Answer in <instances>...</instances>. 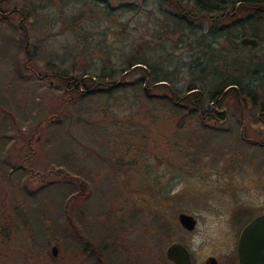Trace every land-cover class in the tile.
I'll return each instance as SVG.
<instances>
[{
	"label": "rangeland",
	"instance_id": "374dc122",
	"mask_svg": "<svg viewBox=\"0 0 264 264\" xmlns=\"http://www.w3.org/2000/svg\"><path fill=\"white\" fill-rule=\"evenodd\" d=\"M126 2L134 5L124 10L116 7ZM106 5L107 9L114 6L111 17L102 16ZM164 7L158 0L2 1L0 12L21 9L24 14L20 19L16 12L8 13V20L22 27L19 38L26 40L30 59L22 55L21 73H15L13 60L19 56L9 38L14 31L2 20L0 95L14 118L3 124L9 117L2 120L0 114V132L6 129L15 141L21 138L14 143V157L23 154L27 165L13 180L2 178L0 172V225L11 226L13 232L0 242V264H102V256L109 264L123 263L127 253L123 246L128 247V241L147 244L148 236L142 232L149 225L161 230L159 241L155 234L154 247L149 246L151 252L162 256L170 239L163 237L160 227L163 212L158 215L154 211L161 208L158 205L165 197L172 220L180 203L201 215L202 205L211 203L203 194L213 189L245 188L242 159L255 161L253 157L263 154L240 138L241 110L248 111L238 98L224 99L229 116L216 121L210 130L197 117L183 111L172 114L167 106L146 100L133 87L117 89L111 95L82 97L56 77L63 69L72 76L74 68L98 72L105 63L107 69L124 66L138 47L143 50L139 56L151 63L162 61L166 70L178 66L169 77L185 87L191 78L185 62L201 55L192 45L198 33L206 30L197 29V34L182 40L177 34H153ZM243 12L239 16L248 14ZM77 16L81 17L76 21ZM195 25L200 28V21ZM204 26L208 28V22ZM253 26L264 35V22ZM245 28L247 34L239 38L253 34L250 25ZM236 41L250 47L238 38ZM227 46L223 40L216 45L215 59L221 66L226 65ZM256 51L264 52V38ZM198 61L204 63L201 58ZM43 71L51 74L42 77ZM127 74L126 78L133 80L140 72ZM223 78L216 75L212 80L218 83ZM231 78L238 80L234 74L228 75L227 79ZM158 90L164 93L165 88L154 91ZM59 100L64 108L60 114L55 111ZM204 100L208 104L211 97ZM227 125L233 126L230 134L222 132ZM47 169H52L51 173L46 174ZM54 180L61 183L59 187ZM49 182L53 184L45 189L48 191L39 192L38 197L26 195ZM20 186H26L27 191ZM203 228L212 231V226ZM54 244L57 255L51 250Z\"/></svg>",
	"mask_w": 264,
	"mask_h": 264
},
{
	"label": "trees",
	"instance_id": "16d2710c",
	"mask_svg": "<svg viewBox=\"0 0 264 264\" xmlns=\"http://www.w3.org/2000/svg\"><path fill=\"white\" fill-rule=\"evenodd\" d=\"M3 0H0V5ZM94 1V0H93ZM160 5L164 4V8L160 9V14H162L161 20H157L156 25L159 28H156V34L159 32V36L163 34H177V38L181 39L182 37H190V34L196 33L198 30H206L203 33H198L197 42L192 45V49L198 47L199 56L197 58H192L185 62L188 71L190 72L191 78L187 82L185 87H179L170 77L171 73L178 68L175 66L172 70L164 69L162 65V61H157L158 63H151L147 57H141L139 54L143 51L140 48H136L132 53H130L127 57L126 63L124 66H113L107 69L106 63L98 72L86 71L85 69L75 68L71 71L74 74L70 76L66 70H59L61 74H58L56 77L58 79L64 80V85L68 87V89L75 90L76 93H81L80 96H93V95H111L117 89L133 87L139 95L143 96L148 101H157L161 103L163 106H167L172 114H187L191 117H197L202 125L208 127L210 130H213L215 127L217 117L224 118L227 115L228 110L222 113H217L216 109L212 107L209 103L207 104L204 100V97L208 96L213 99V95L217 93V95L222 94L223 96L216 97L219 100V103L222 104L224 99L228 98V96L234 97V100L237 99L236 93L240 94L245 93H253L256 90L251 89V84H242V82L235 81L234 78L227 79L228 75L234 74L236 78L241 76L242 74H236L237 72H246L250 71L251 65L257 64L259 62L260 57L258 56L257 48L255 47H246L239 45L236 41L239 36L242 34H247V30L245 28L246 25H250L252 35L256 36L260 41L264 38V35L260 34V32H256L254 29V24L258 21L264 22V0H158ZM94 6L96 5L94 2H91ZM134 5L133 2H126L119 4L116 6L118 9H125L126 6ZM102 8V16L109 17L112 14V9L114 6H111V9ZM115 7V8H116ZM243 11H247V15L239 16ZM17 13L20 16V19L24 17L21 9L16 10H1L0 12V25L3 22L2 20H6L5 26L11 28L14 31L9 38L13 40L14 44L17 48V54L19 57L16 60H13V64L15 65V73L20 75V57L25 54V58L30 59V53L28 50V46L26 44V40L23 41L19 38L20 33H23V29L20 25L13 26L8 20V13L10 15L12 13ZM244 13V12H243ZM23 15V16H22ZM78 17H75L77 21ZM111 17V16H110ZM230 20L234 21L233 25H222L221 23H228ZM195 21H200V28L195 25ZM204 22H208L209 26L205 29ZM10 23V24H9ZM243 27V28H242ZM234 30V45L233 46V54H235V63H238V69L235 67H228L227 63V52H229V48L226 47V51L224 52L223 62L226 65L221 66L217 64V60L215 59V49H216V41L221 38H229L227 30ZM209 30V31H208ZM220 30V31H215ZM224 30V32H223ZM11 34V33H10ZM197 34V33H196ZM17 35V36H16ZM4 37H7L5 35ZM209 38V39H208ZM208 39V40H207ZM182 40V39H181ZM211 41L214 43L212 45ZM147 48L148 41L145 42ZM194 43V42H193ZM190 43V44H193ZM189 44V45H190ZM159 46V45H158ZM163 46L162 44L160 45ZM224 49L219 48V50ZM146 51V50H145ZM15 52V55H16ZM244 53H248L245 59H242ZM136 54L138 56L136 57ZM171 55V54H170ZM202 59L204 63L199 62L198 59ZM259 64V63H258ZM178 65V64H177ZM242 65L244 68L242 69ZM163 66V67H162ZM227 66V67H225ZM53 68V67H52ZM219 68V69H218ZM33 72L39 73V71L32 69ZM49 71V70H48ZM221 73H220V72ZM40 72L42 77H47L50 72ZM139 76L135 77L133 80H128L127 73H138ZM58 73V72H57ZM224 77L218 83L213 82V78L215 76ZM256 76H259L256 74ZM237 82V87L227 88L228 84ZM154 86L149 89L150 85ZM249 86V87H248ZM155 87V88H154ZM158 88H165L164 93L158 91H154ZM67 89V90H68ZM166 91V92H165ZM2 95H0V114H2L9 118H5L3 120V124H9L13 121V114L10 110H8L2 100ZM67 102L65 101L64 104ZM61 109L63 108L62 101L59 100L58 106H56L55 111L59 114L61 113ZM238 111V110H237ZM58 120V119H56ZM57 122V121H56ZM60 122V121H59ZM2 123L0 124L3 125ZM211 127V128H210ZM18 137L20 133L16 134ZM21 138H18L20 141ZM19 141H15V138L8 135L6 129L0 132V172L3 176L2 178L13 180L18 173H23V168L26 167L27 158L24 157L23 154H15L13 149L16 148V144ZM253 144L252 142H249ZM12 154V155H11ZM15 158V159H14ZM22 163V164H21ZM21 164V165H20ZM47 173H51L50 169H47ZM50 170V171H49ZM54 171V170H53ZM62 172V171H61ZM52 183V182H51ZM48 184L42 186L41 189L37 188L34 192L29 191L26 192L28 197H38L37 194L42 191H48L51 185ZM54 183L59 187L61 184L59 181L54 180ZM53 184V183H52ZM62 187V186H61ZM20 188L24 191H27L26 186ZM64 191V190H63ZM75 196H71L73 198ZM73 228V226H72ZM76 231V228H73ZM12 227L0 225V242H4L9 236L12 234ZM89 245V244H88ZM83 252L92 254V251L83 249Z\"/></svg>",
	"mask_w": 264,
	"mask_h": 264
},
{
	"label": "flooded vegetation",
	"instance_id": "af4514ba",
	"mask_svg": "<svg viewBox=\"0 0 264 264\" xmlns=\"http://www.w3.org/2000/svg\"><path fill=\"white\" fill-rule=\"evenodd\" d=\"M218 23H221V26H228L233 25L234 21L230 20L226 24ZM227 33L229 38H219L216 44L221 40L227 41V48H229L227 63L233 68L238 65L235 63L232 46L235 42L234 30L229 29ZM251 36L255 37L258 43L247 46L258 48L261 41L256 36ZM238 39L240 42V38ZM258 56L260 57L259 64L251 65L248 73L243 72L242 74L241 71L242 75L236 80L242 84H251L250 88L256 90L253 93H236L239 104H244L248 111L244 113L243 109L241 110L243 122L239 129L240 138L243 144L248 146L249 142H252L250 146L255 150L258 149L256 150L258 154L259 152L263 154L253 157L255 161H250L247 157L242 159L245 188L242 190L237 187L213 189L209 194H203V197H210L211 202L202 205L206 214L203 211H200V215L198 212L186 210L180 203L179 208L176 209L177 214L172 220H170L169 209L171 205L165 197L163 204L158 205L161 207L158 209L162 211H154L157 214L163 212L162 220L159 221L160 227L161 225L163 227V237L170 239L163 255L151 252L153 249L151 250L152 247L149 244L154 247V235L157 234L156 242H158L161 230L155 228L154 225H149L147 231L142 232L143 235L148 236L147 244L139 246L138 243L128 241V247L123 246V249L127 251L124 254V262L118 264H177L168 258L166 253L167 249L175 243L185 250V254L180 253L184 259L181 264H264V52L258 53ZM243 68L244 65H242ZM237 69L238 66L235 70ZM237 84V82L230 83L226 89L237 87ZM213 96L209 104L216 109L217 113L225 112V106L216 98L223 96V93L219 95L216 93ZM227 116L229 115H225L224 118L217 117V121L223 122ZM222 130L230 134L233 132V126H223ZM202 201L204 202V199ZM182 213L190 216V227L181 221ZM204 225L212 226V231L205 230ZM135 227L138 228L136 225ZM243 232L245 250L241 253L240 242ZM107 247L105 246L104 249ZM102 264H109L103 256Z\"/></svg>",
	"mask_w": 264,
	"mask_h": 264
},
{
	"label": "water",
	"instance_id": "95a60500",
	"mask_svg": "<svg viewBox=\"0 0 264 264\" xmlns=\"http://www.w3.org/2000/svg\"><path fill=\"white\" fill-rule=\"evenodd\" d=\"M240 42L242 44H248V45H257L258 43V40L255 38V37H252V36H243L240 38ZM181 217V221L188 225L190 227V216L185 214V213H182L180 215ZM71 221V219H69ZM72 226H74V224L72 223ZM87 243H90L89 240H87ZM259 247V245H257ZM52 253L54 255H57V252H58V247L57 245H52ZM245 250V241H244V232H243V235L241 237V242H240V252L243 253ZM167 253V257L174 260L177 264H181L184 259L181 257V254H185V250L180 247L179 244L175 243V244H172L166 251ZM181 253V254H180ZM184 257V256H183ZM99 259L101 260V258L99 257Z\"/></svg>",
	"mask_w": 264,
	"mask_h": 264
}]
</instances>
